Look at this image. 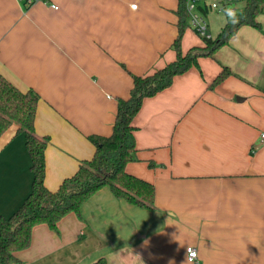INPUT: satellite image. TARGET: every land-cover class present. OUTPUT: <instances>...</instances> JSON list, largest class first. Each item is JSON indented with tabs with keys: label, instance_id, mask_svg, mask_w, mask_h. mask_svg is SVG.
I'll return each instance as SVG.
<instances>
[{
	"label": "crops",
	"instance_id": "crops-1",
	"mask_svg": "<svg viewBox=\"0 0 264 264\" xmlns=\"http://www.w3.org/2000/svg\"><path fill=\"white\" fill-rule=\"evenodd\" d=\"M47 1L28 8L0 0V73L40 96L35 132L49 138L45 184L56 191L93 158L89 136L111 135L132 76L176 59L178 0ZM207 20L211 39L228 22L217 13ZM257 21L261 29L243 26L135 117L137 158L127 171L155 186L154 209L104 188L57 230L36 226L18 264H185L189 247L198 264H264V9ZM197 47L204 40L187 29L183 51ZM224 67L231 75L209 89ZM17 130L0 138L5 218L34 180Z\"/></svg>",
	"mask_w": 264,
	"mask_h": 264
},
{
	"label": "trees",
	"instance_id": "trees-1",
	"mask_svg": "<svg viewBox=\"0 0 264 264\" xmlns=\"http://www.w3.org/2000/svg\"><path fill=\"white\" fill-rule=\"evenodd\" d=\"M188 1L178 0V35L172 45L176 59L151 74L132 76L130 95L119 100L111 135L89 136L95 146L93 158L83 162L56 191H51L45 184V152L49 138L38 137L35 132L40 96L33 90L21 91L0 73V138L12 126L18 127L17 133L26 138L34 176L32 192L21 207L9 218L0 216V264H18L17 254L29 248L36 226L44 224L53 231L57 230L59 222L67 215L81 216L86 201L104 188L136 207L154 209L155 186L127 171V165L137 158L134 119L144 101L171 87L176 77L199 68L201 58L213 57L217 50L229 45L243 26L261 29L257 18L263 14L264 0H246L244 9L238 12L241 15L239 23L227 22L216 39L202 38L205 47L184 52L182 41L187 29L191 28ZM230 75V70L224 67L209 89Z\"/></svg>",
	"mask_w": 264,
	"mask_h": 264
},
{
	"label": "built area",
	"instance_id": "built-area-1",
	"mask_svg": "<svg viewBox=\"0 0 264 264\" xmlns=\"http://www.w3.org/2000/svg\"><path fill=\"white\" fill-rule=\"evenodd\" d=\"M19 2L28 8L40 2L48 3L47 0H19ZM240 3H246V0H189L187 2V10L190 15V29H192L200 38L211 39L207 15L209 13H217L227 16L225 10L233 8L238 11V4ZM51 8L59 10V7L54 4L51 5ZM132 9L136 10L137 5H133ZM261 141L264 143V134L261 135ZM189 249L193 254L189 258L191 263L198 264L199 254L197 248L189 247L187 249V255Z\"/></svg>",
	"mask_w": 264,
	"mask_h": 264
},
{
	"label": "clouds",
	"instance_id": "clouds-1",
	"mask_svg": "<svg viewBox=\"0 0 264 264\" xmlns=\"http://www.w3.org/2000/svg\"><path fill=\"white\" fill-rule=\"evenodd\" d=\"M225 12H226V15H227V18H228V22L233 23V24L239 23L241 15H240V13H238V11L236 9L228 8V9L225 10ZM192 255L193 254H192L191 250L189 249L188 255L186 257L185 264H191V260L189 258Z\"/></svg>",
	"mask_w": 264,
	"mask_h": 264
},
{
	"label": "rangeland",
	"instance_id": "rangeland-1",
	"mask_svg": "<svg viewBox=\"0 0 264 264\" xmlns=\"http://www.w3.org/2000/svg\"><path fill=\"white\" fill-rule=\"evenodd\" d=\"M238 5H239V7H242L243 6V4H238ZM196 69L200 70V68H196Z\"/></svg>",
	"mask_w": 264,
	"mask_h": 264
}]
</instances>
